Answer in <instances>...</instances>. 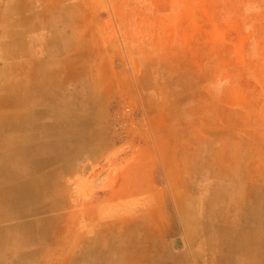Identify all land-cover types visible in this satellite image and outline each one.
Wrapping results in <instances>:
<instances>
[{
  "label": "rangeland",
  "instance_id": "rangeland-1",
  "mask_svg": "<svg viewBox=\"0 0 264 264\" xmlns=\"http://www.w3.org/2000/svg\"><path fill=\"white\" fill-rule=\"evenodd\" d=\"M54 16L100 37L104 119L32 151L0 87V264H264V0H0V68Z\"/></svg>",
  "mask_w": 264,
  "mask_h": 264
},
{
  "label": "crops",
  "instance_id": "crops-1",
  "mask_svg": "<svg viewBox=\"0 0 264 264\" xmlns=\"http://www.w3.org/2000/svg\"><path fill=\"white\" fill-rule=\"evenodd\" d=\"M56 12L60 15L61 11L57 9ZM71 19L72 23H78V17ZM58 20L57 16L53 17L52 32L41 31L44 23L41 21L32 23L27 32H15L13 46L16 48L13 47L10 59L8 57L5 61L8 64L3 63L0 68L3 98H12V101H4L2 109L4 113L8 108L12 109L18 119L14 124L11 117H8L9 121L2 124V129H27L32 151H47L43 146L55 145L61 141H54L53 137L70 135L72 141L77 143L79 136L86 133V119L92 120L87 126L89 130L93 129V132L88 131L90 135L96 134V123L104 119L103 114L93 117L85 115L86 111H95L94 103H89L86 107V96L107 97V92L97 87L99 79L95 72L98 70H95L93 60L90 59L98 50L94 47L95 42L97 47L100 46V37L93 33L86 35L83 26H74V30L62 32L54 24L60 21ZM89 40L93 41L92 44ZM9 104L17 105L14 107ZM5 118L4 116L3 119ZM80 150H84V146L76 148L74 152ZM22 188L23 186L15 188L12 185L6 190L8 193L16 190L17 194L12 195L15 201L24 203L20 197ZM38 201L41 202L39 194L33 199L34 213L37 209L44 208L42 204L38 206ZM20 216L25 214L20 213Z\"/></svg>",
  "mask_w": 264,
  "mask_h": 264
},
{
  "label": "built area",
  "instance_id": "built-area-1",
  "mask_svg": "<svg viewBox=\"0 0 264 264\" xmlns=\"http://www.w3.org/2000/svg\"><path fill=\"white\" fill-rule=\"evenodd\" d=\"M133 118L134 112L132 111V108L128 104L123 105L121 106V111L118 114L117 119L114 121V126L116 129H123L124 133L127 126L132 123Z\"/></svg>",
  "mask_w": 264,
  "mask_h": 264
},
{
  "label": "bare ground",
  "instance_id": "bare-ground-1",
  "mask_svg": "<svg viewBox=\"0 0 264 264\" xmlns=\"http://www.w3.org/2000/svg\"><path fill=\"white\" fill-rule=\"evenodd\" d=\"M10 105V104H9ZM14 105H17V104H11L10 106H14ZM15 107V106H14ZM38 210V209H37ZM40 210V209H39ZM100 225V224H99ZM100 228V227H99ZM99 232V231H98ZM98 237V236H97Z\"/></svg>",
  "mask_w": 264,
  "mask_h": 264
},
{
  "label": "water",
  "instance_id": "water-1",
  "mask_svg": "<svg viewBox=\"0 0 264 264\" xmlns=\"http://www.w3.org/2000/svg\"><path fill=\"white\" fill-rule=\"evenodd\" d=\"M176 245H180V242L179 241H176Z\"/></svg>",
  "mask_w": 264,
  "mask_h": 264
}]
</instances>
